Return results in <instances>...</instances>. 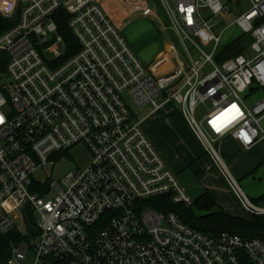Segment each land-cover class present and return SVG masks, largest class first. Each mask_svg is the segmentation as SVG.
<instances>
[{"label":"built area","instance_id":"2783aa9c","mask_svg":"<svg viewBox=\"0 0 264 264\" xmlns=\"http://www.w3.org/2000/svg\"><path fill=\"white\" fill-rule=\"evenodd\" d=\"M16 1L13 25L0 35V234L19 238L5 264H264L262 239L207 234L152 209L163 196L185 207L194 200L134 113L173 106L240 207L264 215L219 151L226 139L244 150L264 139V97L247 103L264 93V0H158L180 45L171 48L177 67L165 73L138 61L104 0ZM125 2L158 17L154 0ZM60 12L79 46L73 54L58 32ZM230 27L243 51L218 63L236 41L218 50ZM79 146L89 154L84 168L35 181Z\"/></svg>","mask_w":264,"mask_h":264},{"label":"rangeland","instance_id":"374dc122","mask_svg":"<svg viewBox=\"0 0 264 264\" xmlns=\"http://www.w3.org/2000/svg\"><path fill=\"white\" fill-rule=\"evenodd\" d=\"M16 0H2L0 1V17L11 25L15 19V11L12 13L13 5L16 4ZM156 6V12L158 17L154 19L143 18L138 14L135 15H126V11L116 7L114 2L108 3L107 6L109 10L114 13V22L119 26V31L126 43L128 44L129 48L138 59V61L142 65H149L152 63L154 58L159 52L164 51V46L167 41L172 40L173 43L176 42V35L170 29L169 20L159 4L158 0H154ZM16 9V5H15ZM12 13V14H11ZM237 15V13H233ZM120 21V23H119ZM116 26V25H115ZM161 27H163L167 35L164 36L160 31ZM241 37V33L238 31L236 27H230L227 29L222 37L219 49L225 47L226 45L230 44L231 42L239 39ZM52 37L48 38V43H50ZM202 48L207 52V44L203 43ZM59 52L62 53V46H58ZM174 64V61L172 60ZM264 93L263 91H258L257 93L253 94L250 98L247 99L248 104H252L257 99L263 98ZM161 100L159 99L158 102ZM172 115L173 119L170 120V125L165 123V114L164 109L156 110L154 113L150 114L151 108L146 106L141 108L140 110L134 111L137 119L142 123L141 128L147 136L148 140L155 145L156 151L159 153V148L157 147L156 141L157 138H161L164 145L169 149L170 153L173 156H178L181 159L183 158V154H188V157H191L192 154L195 153V149L200 150V146L193 136L190 133L189 129L187 128L184 120L180 116L179 112L173 107ZM210 102H205L203 104H198L196 107V111L202 110L204 108H209ZM198 117V116H196ZM173 122V123H171ZM166 124L169 130L172 132V136L160 135L158 133V128L163 127L160 125ZM174 123H180L184 126L185 131H180V126ZM260 129L264 132V119L259 124ZM150 133L156 134V136L150 135ZM147 134V135H146ZM190 136V137H188ZM176 141L179 142V145H176ZM258 144L254 151L261 154L264 157V141ZM182 144V145H181ZM153 145V146H154ZM180 148L188 149L184 150L183 153L181 152ZM219 151L222 154V159L227 167L230 175L232 178L238 183L241 191L249 200L253 203L255 199L264 195V162L263 164L257 169V171L252 174L248 175V172L240 175L238 168L242 166H246V163L243 164V160L247 159L248 154L245 153L242 149H228L226 144H222L219 146ZM204 153V152H203ZM160 155V153H159ZM161 156V155H160ZM164 161V157H161ZM89 160V154L86 149L82 146L77 147L69 151L68 153L62 155L61 157L57 156L55 158V166L53 168H43L37 171L34 174V179L36 182L40 183H47L50 181H59L69 172L75 170L76 168H84ZM196 161L193 163L191 167L194 170H198L199 167L204 170L206 176L204 180H197L194 178V182H178L187 189V194L191 197V199L195 200L198 196L202 194L205 190L209 191L212 195L213 199L215 200L217 206L215 209L223 210L224 212L227 211V207L230 206L229 213L244 219H249L251 214L245 212L241 207L236 198V196L232 193L230 188L225 183L224 179L221 177L219 172L217 171L216 167L213 165L211 160L207 155H201L194 159ZM165 162V161H164ZM194 162V161H193ZM255 168V167H254ZM191 172V173H192ZM188 173V174H191ZM177 177V176H176ZM191 178L194 176H190ZM259 207H264V202L257 203ZM232 208V209H231ZM195 215H199L200 212L197 209H192Z\"/></svg>","mask_w":264,"mask_h":264},{"label":"trees","instance_id":"16d2710c","mask_svg":"<svg viewBox=\"0 0 264 264\" xmlns=\"http://www.w3.org/2000/svg\"><path fill=\"white\" fill-rule=\"evenodd\" d=\"M67 19L68 16L60 12L55 21L58 26L59 34L62 35L65 45L71 50L70 54H73L79 50V46L67 30ZM12 25L13 23L10 25L9 22L0 17V35L7 31ZM242 51V41L241 39H237L223 49V51L219 52L216 56V61L221 63L232 56L241 54ZM253 201L255 204L264 202V196ZM149 205L153 210L163 214L174 213L183 223L207 234L216 235L220 233H229L240 236L243 239L264 240V215H251L249 219H244L227 214L219 209L216 210L215 207L217 204L208 193L194 200L192 207L173 205L169 196H163L152 200ZM193 208L197 209L200 214L195 215L192 210ZM18 241L19 238L12 232L5 235L0 234V264L6 263L10 256L12 246Z\"/></svg>","mask_w":264,"mask_h":264},{"label":"crops","instance_id":"0c3cea01","mask_svg":"<svg viewBox=\"0 0 264 264\" xmlns=\"http://www.w3.org/2000/svg\"><path fill=\"white\" fill-rule=\"evenodd\" d=\"M110 2H114L116 4V7L125 10L126 11V15H128V16L135 15V14H138L139 16H141L140 9L135 4L127 3V2H125V0H104L103 7H104L106 13L110 16V18L112 19L113 23L116 25V27L118 29H119V26L114 22V13L111 10H109V8L107 7L109 5L108 3H110ZM119 23H120V21H119ZM160 31L162 32V34L164 36L167 35V32H166V30L163 27H161ZM173 46H175L177 49H180V45H179L178 39H176V42L173 43V41L170 40V38H169V40L167 41V43L164 46V51L163 52H159L156 55V57L154 58V60L152 61L151 64L144 65V66L154 68L157 72H160V73H165V72H169V71L175 70V68L177 67V62H176L174 56L171 55V48ZM172 60L174 61V64L172 63ZM169 106L170 105H165V106L160 108V109L168 108V109L164 110V114H165V117H166L165 123L167 125H170L169 124L170 120H172L174 118L173 115H172L173 114L172 113L173 108H170ZM150 114H152V113L150 112ZM165 123L163 125H160V126H163V127L158 128V133L160 135H162V137H164V135L172 136V132L169 130L168 126ZM171 123H173V122H171ZM174 124H177V126L178 125L180 126V131H183V130L185 131L186 130V129H184V126L181 125L180 123H174ZM141 125H142V123H141ZM167 131L169 132V135L167 134L168 133ZM190 133H191V131H190ZM149 134L153 135V136H156V134L150 133V131H149ZM188 137H190V136H188ZM262 141H264V139L259 141L256 145H254L249 150L242 149L235 141H233L231 139H226V140L222 141L219 144V146L222 145V144H226L228 149H230V148H234V149H238V150L242 149L245 153L248 154L247 159L243 160V164L246 163V166H242V167L238 168V171H239L240 175H243V174H245V173H247L249 171L248 174L246 175V176H248V175L254 174L257 171V169L264 162V157H262L260 153L254 151L255 148L258 146V144L260 142H261V144H263ZM156 144H157V147L159 148V153H160L161 157H164L163 158L164 161H165L164 163L177 176V178H178L180 183H181V181H184V182H186V181L191 182L192 181V182H194V180H195L194 178H196L197 180H204L205 179L206 174H205L204 170H202V168L199 167L198 170H194V172H192L193 171V167H191L193 165V163L198 161V160L195 161L194 160L195 158L200 157L201 155L202 156L205 155V153H203L204 151H203V149H202V147H201V145L199 143L198 144L200 146V150L195 149V153L192 154L191 157H188L187 153L185 155L183 154V158L182 159L180 157H178V156H173L170 153L169 149L164 145V143L162 142L161 138H159V137L157 138ZM152 145H154V144H152ZM176 145L180 146L178 141H176ZM153 147H155V145ZM180 150L183 153L184 150L186 151L188 149L180 148ZM188 173H191V174H188ZM190 176H194V177L191 178ZM186 191H187V189H186ZM205 193L210 194L209 191L205 190L204 192H202V194L200 196L195 198V200L198 199L199 197H201ZM229 211H231L230 210V206L227 207V211H225V213L230 214ZM230 215H232V214H230Z\"/></svg>","mask_w":264,"mask_h":264},{"label":"water","instance_id":"95a60500","mask_svg":"<svg viewBox=\"0 0 264 264\" xmlns=\"http://www.w3.org/2000/svg\"><path fill=\"white\" fill-rule=\"evenodd\" d=\"M65 1H67V0H65ZM150 7L151 8L153 7L152 3H150ZM23 222H24V226H25L26 232L29 233V234H35V230L28 223L25 215L23 216Z\"/></svg>","mask_w":264,"mask_h":264},{"label":"snow or ice","instance_id":"6c2138e0","mask_svg":"<svg viewBox=\"0 0 264 264\" xmlns=\"http://www.w3.org/2000/svg\"><path fill=\"white\" fill-rule=\"evenodd\" d=\"M188 11L191 12L192 10H191V9H188ZM233 107H235V106H233ZM214 126H215V125H214ZM216 130H217V131H220V128L217 127Z\"/></svg>","mask_w":264,"mask_h":264}]
</instances>
